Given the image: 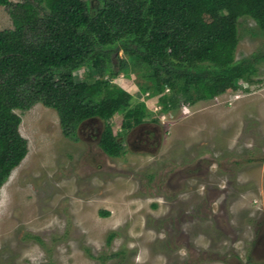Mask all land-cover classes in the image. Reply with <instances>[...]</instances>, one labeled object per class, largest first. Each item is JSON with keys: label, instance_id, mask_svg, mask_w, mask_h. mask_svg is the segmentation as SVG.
Wrapping results in <instances>:
<instances>
[{"label": "rangeland", "instance_id": "rangeland-1", "mask_svg": "<svg viewBox=\"0 0 264 264\" xmlns=\"http://www.w3.org/2000/svg\"><path fill=\"white\" fill-rule=\"evenodd\" d=\"M12 27L0 5V29ZM257 52L264 31L244 16L235 58ZM88 71L97 76L77 78ZM112 81L148 108L129 130L121 113L108 120L118 157L99 146L100 119L75 139L54 108L16 110L28 153L0 189V264H264V63L252 80L175 110L150 93L142 61Z\"/></svg>", "mask_w": 264, "mask_h": 264}, {"label": "trees", "instance_id": "trees-1", "mask_svg": "<svg viewBox=\"0 0 264 264\" xmlns=\"http://www.w3.org/2000/svg\"><path fill=\"white\" fill-rule=\"evenodd\" d=\"M96 1L0 0L13 23L0 29V189L28 153L17 109L54 108L75 139L83 122L100 119L99 146L118 157L124 146L108 120L121 113L129 130L148 111L145 102L131 106V93L112 81L129 62L150 69V93L161 94L164 110L212 99L252 80L264 63V52L235 58L240 18L264 31V0ZM84 68L97 76L79 80Z\"/></svg>", "mask_w": 264, "mask_h": 264}, {"label": "flooded vegetation", "instance_id": "flooded-vegetation-1", "mask_svg": "<svg viewBox=\"0 0 264 264\" xmlns=\"http://www.w3.org/2000/svg\"><path fill=\"white\" fill-rule=\"evenodd\" d=\"M142 128H145V126H142V127H138L139 130H141ZM151 129L149 128L148 130L145 131V136H143L141 139V141H145V142H148L149 143V137L151 136Z\"/></svg>", "mask_w": 264, "mask_h": 264}]
</instances>
